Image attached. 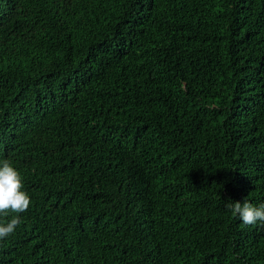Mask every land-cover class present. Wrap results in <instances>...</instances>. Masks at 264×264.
Instances as JSON below:
<instances>
[{
    "label": "trees",
    "instance_id": "trees-1",
    "mask_svg": "<svg viewBox=\"0 0 264 264\" xmlns=\"http://www.w3.org/2000/svg\"><path fill=\"white\" fill-rule=\"evenodd\" d=\"M5 159L0 264H264V0H0Z\"/></svg>",
    "mask_w": 264,
    "mask_h": 264
},
{
    "label": "clouds",
    "instance_id": "clouds-1",
    "mask_svg": "<svg viewBox=\"0 0 264 264\" xmlns=\"http://www.w3.org/2000/svg\"><path fill=\"white\" fill-rule=\"evenodd\" d=\"M31 198L23 191V182L19 172L10 160L0 161V216L14 213L6 223H0V241L13 235L22 223L20 214L29 210ZM225 208L238 216L244 225H264V204L253 205L248 200L243 204L229 201Z\"/></svg>",
    "mask_w": 264,
    "mask_h": 264
}]
</instances>
